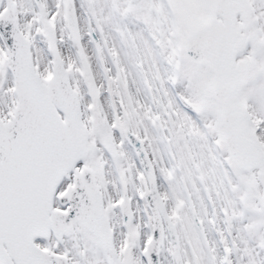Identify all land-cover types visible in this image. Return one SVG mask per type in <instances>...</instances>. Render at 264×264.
<instances>
[{
    "label": "snow or ice",
    "instance_id": "snow-or-ice-1",
    "mask_svg": "<svg viewBox=\"0 0 264 264\" xmlns=\"http://www.w3.org/2000/svg\"><path fill=\"white\" fill-rule=\"evenodd\" d=\"M0 264H264V0H0Z\"/></svg>",
    "mask_w": 264,
    "mask_h": 264
}]
</instances>
